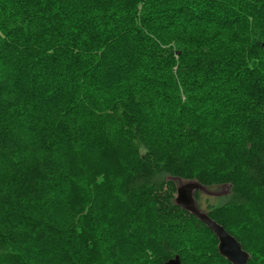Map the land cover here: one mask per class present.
<instances>
[{
	"label": "trees",
	"instance_id": "trees-1",
	"mask_svg": "<svg viewBox=\"0 0 264 264\" xmlns=\"http://www.w3.org/2000/svg\"><path fill=\"white\" fill-rule=\"evenodd\" d=\"M171 179L264 264V0H0V264H230Z\"/></svg>",
	"mask_w": 264,
	"mask_h": 264
},
{
	"label": "water",
	"instance_id": "water-1",
	"mask_svg": "<svg viewBox=\"0 0 264 264\" xmlns=\"http://www.w3.org/2000/svg\"><path fill=\"white\" fill-rule=\"evenodd\" d=\"M204 188L196 181H185L183 183L179 181L175 188L174 204L196 217L213 233L217 239V252L222 258L230 264H246L248 255L242 250L240 244L222 226L198 209L194 193L202 191ZM163 264H180L179 257L175 255Z\"/></svg>",
	"mask_w": 264,
	"mask_h": 264
},
{
	"label": "rangeland",
	"instance_id": "rangeland-1",
	"mask_svg": "<svg viewBox=\"0 0 264 264\" xmlns=\"http://www.w3.org/2000/svg\"><path fill=\"white\" fill-rule=\"evenodd\" d=\"M172 182H174L175 188L178 185L179 181L181 183L185 182V180H178V179H171ZM227 193V187L222 186H212L204 188L202 191H198V194L200 196V202L197 203L198 209L205 213V200L208 201V203L214 204L217 202H220V199L223 198Z\"/></svg>",
	"mask_w": 264,
	"mask_h": 264
}]
</instances>
